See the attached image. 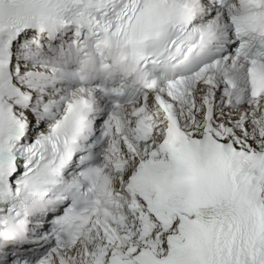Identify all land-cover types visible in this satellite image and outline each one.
<instances>
[{
	"label": "snow or ice",
	"instance_id": "obj_1",
	"mask_svg": "<svg viewBox=\"0 0 264 264\" xmlns=\"http://www.w3.org/2000/svg\"><path fill=\"white\" fill-rule=\"evenodd\" d=\"M0 264H264V0H0Z\"/></svg>",
	"mask_w": 264,
	"mask_h": 264
}]
</instances>
